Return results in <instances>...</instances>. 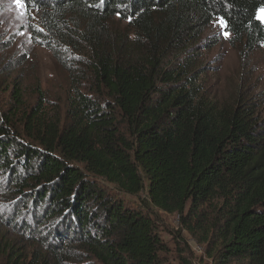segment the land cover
<instances>
[{
	"label": "trees",
	"instance_id": "16d2710c",
	"mask_svg": "<svg viewBox=\"0 0 264 264\" xmlns=\"http://www.w3.org/2000/svg\"><path fill=\"white\" fill-rule=\"evenodd\" d=\"M23 6L69 85L61 108L38 86L32 104L15 84L0 102V264H165L154 210L210 264H264L261 94L215 99L201 66L213 23L264 49V0Z\"/></svg>",
	"mask_w": 264,
	"mask_h": 264
},
{
	"label": "rangeland",
	"instance_id": "374dc122",
	"mask_svg": "<svg viewBox=\"0 0 264 264\" xmlns=\"http://www.w3.org/2000/svg\"><path fill=\"white\" fill-rule=\"evenodd\" d=\"M36 20V12H26L16 0H0V102L9 98L10 88L15 84L23 91L26 102L32 104L38 86L49 107L61 108L68 92V74L50 51L31 43L28 28ZM225 33L218 23H213L204 33L203 41L209 46L201 57L204 90L218 100L227 99L239 87L248 96L261 94L264 116V49L245 53L238 45H232L230 35L227 33L226 37ZM3 65L11 66L13 72L2 73ZM154 212L161 238L169 249L162 256L165 264L183 261L210 264L205 253L207 247L198 244L181 228L177 215Z\"/></svg>",
	"mask_w": 264,
	"mask_h": 264
},
{
	"label": "snow or ice",
	"instance_id": "6c2138e0",
	"mask_svg": "<svg viewBox=\"0 0 264 264\" xmlns=\"http://www.w3.org/2000/svg\"><path fill=\"white\" fill-rule=\"evenodd\" d=\"M16 2H17V4L20 5V6H23V4H24V0H16ZM257 19H259L260 22H261L262 24H264V9L261 10V14H259V15L257 16ZM221 23H222V21H221ZM225 36L227 37V33H225Z\"/></svg>",
	"mask_w": 264,
	"mask_h": 264
}]
</instances>
